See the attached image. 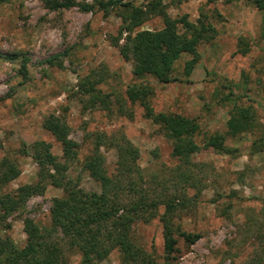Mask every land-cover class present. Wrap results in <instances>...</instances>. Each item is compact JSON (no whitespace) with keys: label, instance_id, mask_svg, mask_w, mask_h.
I'll list each match as a JSON object with an SVG mask.
<instances>
[{"label":"rangeland","instance_id":"rangeland-1","mask_svg":"<svg viewBox=\"0 0 264 264\" xmlns=\"http://www.w3.org/2000/svg\"><path fill=\"white\" fill-rule=\"evenodd\" d=\"M97 1L0 0V159L18 169L14 179L0 186V196L24 184H38V163L30 153L33 142L49 143L51 154L63 162L60 143L42 126L52 115L65 121L67 136L75 143L66 175L83 190L100 192L99 183L82 168L84 159L97 146L107 175L114 177L113 145L123 136L138 150L141 180L136 173L132 181L149 194H175L182 200L173 220L184 232L200 237L189 245L177 237L171 264H252L256 258L264 264V10L247 0H160L171 18L185 16L196 26L199 20L213 32L199 40L198 59L189 72L184 62L190 56L181 53L172 64V80L159 82L146 75L139 81L111 38L123 25L121 3L145 9L154 0H119L106 11ZM161 27V17L150 15L138 29ZM177 29L182 32L181 24ZM93 70L106 73L95 87L105 106L92 105L79 89V79L93 77ZM132 82L146 87L141 97L146 96L153 112L195 120L197 149L187 163L171 156L172 140L144 116L140 94L134 100L126 96ZM235 107H250L249 124L229 135L227 120ZM215 133L224 137L223 152L206 145ZM42 185V192L27 196L0 221V235L17 247L26 239L23 221L47 226L51 200L63 193L48 180ZM131 234L147 254L162 260L157 217L134 223ZM50 235L61 237L59 232ZM63 252L66 264L78 263L75 248L64 246ZM118 261L114 248L94 264Z\"/></svg>","mask_w":264,"mask_h":264},{"label":"trees","instance_id":"trees-1","mask_svg":"<svg viewBox=\"0 0 264 264\" xmlns=\"http://www.w3.org/2000/svg\"><path fill=\"white\" fill-rule=\"evenodd\" d=\"M255 8L264 10V0H247ZM119 0L97 1L100 10L106 11L109 6ZM125 14L121 17L122 24L116 35L111 38L112 46L117 48L119 55L131 63V75L139 81L146 75H151L159 82L172 80V64L181 53L190 57L184 62V68L189 72L198 59L196 46L203 34L213 32L212 28L198 20V26L186 20L185 16L171 18L160 0L148 3L145 9L123 2ZM161 17L162 27L156 30L138 29L148 16ZM264 23V21H263ZM181 24L182 32L177 29ZM208 33V34H210ZM122 39L121 43L119 40ZM1 56V55H0ZM10 59L9 56H2ZM48 60V59H47ZM105 72L93 70L90 76L79 79L81 93L91 98V104H103L100 91L96 85L102 80ZM142 82H132L125 89L130 99H136L140 94V104L143 114L172 140L171 156L187 163V157L196 151L197 144L193 135L197 131L195 120L170 112H153L146 101V87ZM144 91V92H143ZM143 94V95H141ZM235 107L227 120V133L235 135L245 130L249 124V109ZM42 126L48 130L61 145L63 162L56 159L49 150V143L41 140L31 145V157L37 161L38 184H24L14 191L5 192L0 196V221L12 211L21 207L27 196L40 193L42 183L46 180L62 189V195L51 200L48 211L47 226H38L31 219L23 221V231L26 235L22 247H17L7 236L0 235V264H66L64 246L75 248L79 253L77 264H94L106 257L112 249L119 254L118 264H171L177 253V237H182L186 245L194 243L199 233L184 232L175 223L173 216L182 200L177 195L164 198L159 193L146 191L132 181V174L137 173L141 180L140 169L136 165L137 148L125 137L115 140L116 174L107 175L103 167V157L96 146L90 156L82 163L91 178L99 183L100 192L85 191L76 180L66 175L67 162L73 157L74 141L68 138V128L64 120L48 115L43 119ZM224 137L215 133L206 139V145L218 152H223ZM113 144V143H112ZM18 175V169L9 160L0 159V186L10 182ZM122 176L123 178H119ZM126 184H125V183ZM125 184V185H124ZM162 206V211L158 208ZM264 219V199L262 206ZM157 217L161 224L163 257L157 261L135 243L131 234V226L136 222H148ZM2 223L0 222V225ZM262 225H260V229ZM59 232V240L52 239L51 233ZM262 242L264 231H260ZM259 235V237H260ZM260 259H254L252 264H258Z\"/></svg>","mask_w":264,"mask_h":264}]
</instances>
